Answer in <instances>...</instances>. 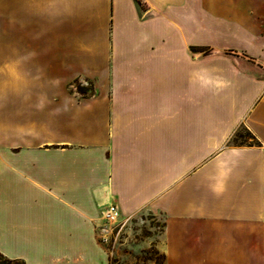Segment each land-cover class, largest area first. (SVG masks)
I'll return each instance as SVG.
<instances>
[{
  "label": "crops",
  "instance_id": "1",
  "mask_svg": "<svg viewBox=\"0 0 264 264\" xmlns=\"http://www.w3.org/2000/svg\"><path fill=\"white\" fill-rule=\"evenodd\" d=\"M138 1L0 0V254L110 264L113 205L163 264H264V0Z\"/></svg>",
  "mask_w": 264,
  "mask_h": 264
},
{
  "label": "rangeland",
  "instance_id": "2",
  "mask_svg": "<svg viewBox=\"0 0 264 264\" xmlns=\"http://www.w3.org/2000/svg\"><path fill=\"white\" fill-rule=\"evenodd\" d=\"M230 143L248 145L253 141L248 130L241 127ZM151 214V211H144L131 218L119 214L115 221L105 224L108 240L104 244L109 251L110 264H162V255L153 247L162 228V219Z\"/></svg>",
  "mask_w": 264,
  "mask_h": 264
},
{
  "label": "trees",
  "instance_id": "3",
  "mask_svg": "<svg viewBox=\"0 0 264 264\" xmlns=\"http://www.w3.org/2000/svg\"><path fill=\"white\" fill-rule=\"evenodd\" d=\"M136 1L139 3L138 0H136ZM77 91H78L80 94H82V95H86V91H87V89L82 88L81 86H77ZM235 134H236V133H235ZM249 135H250V137H251L253 143H252V144H248L247 146H251V145L256 144V140H255L254 136H252V134H251L250 132H249ZM233 145H235V146H245V144H243V143H242V144H233ZM0 264H23V263L20 262V261H18V260H9V259L3 257V256L0 254ZM162 264H163V257H162Z\"/></svg>",
  "mask_w": 264,
  "mask_h": 264
},
{
  "label": "built area",
  "instance_id": "4",
  "mask_svg": "<svg viewBox=\"0 0 264 264\" xmlns=\"http://www.w3.org/2000/svg\"><path fill=\"white\" fill-rule=\"evenodd\" d=\"M118 216H119L118 210L115 208V206L111 205L106 209L103 219L105 221V224H107L108 222L110 223L115 221ZM100 239L102 243H107L108 240L107 234L102 236Z\"/></svg>",
  "mask_w": 264,
  "mask_h": 264
}]
</instances>
